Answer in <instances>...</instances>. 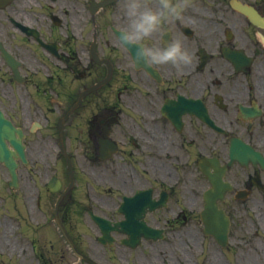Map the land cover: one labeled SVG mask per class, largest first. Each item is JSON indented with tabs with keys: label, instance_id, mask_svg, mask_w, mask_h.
<instances>
[{
	"label": "flooded vegetation",
	"instance_id": "obj_1",
	"mask_svg": "<svg viewBox=\"0 0 264 264\" xmlns=\"http://www.w3.org/2000/svg\"><path fill=\"white\" fill-rule=\"evenodd\" d=\"M126 26L122 0H0V264H264V167L220 174L222 246L204 233L199 165L264 159V0H194L164 24L147 43L180 39L193 56L181 72L132 66ZM93 216L117 225L112 244ZM144 224L164 242H123Z\"/></svg>",
	"mask_w": 264,
	"mask_h": 264
},
{
	"label": "clouds",
	"instance_id": "obj_2",
	"mask_svg": "<svg viewBox=\"0 0 264 264\" xmlns=\"http://www.w3.org/2000/svg\"><path fill=\"white\" fill-rule=\"evenodd\" d=\"M194 7V0H122V11L127 26L119 32V48L128 53L134 67L170 65L177 72L190 66L193 56L180 39H170L165 45L147 43L160 33L166 23L184 19Z\"/></svg>",
	"mask_w": 264,
	"mask_h": 264
}]
</instances>
